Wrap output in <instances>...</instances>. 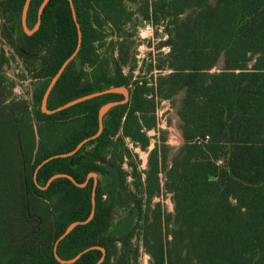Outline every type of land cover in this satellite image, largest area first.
<instances>
[{
  "label": "trees",
  "instance_id": "1",
  "mask_svg": "<svg viewBox=\"0 0 264 264\" xmlns=\"http://www.w3.org/2000/svg\"><path fill=\"white\" fill-rule=\"evenodd\" d=\"M42 1L31 0L30 28ZM73 2L82 44L54 86L49 109L116 86L128 87L131 99L105 114L98 138L72 156L52 159L37 173L42 186L57 173L80 183L91 172L99 175L95 215L59 242L60 257L71 259L100 245L106 249L101 264H139L140 244L134 240L141 229L139 239L151 264H264V0ZM127 2H138L137 12L145 20L164 26V45L170 51L155 69L166 74L134 78V42L119 33L136 13ZM24 3L0 0L1 39L14 50L11 59H16L14 54L21 58L36 80L32 109L26 100L11 98L15 81L3 69L10 57L0 48L3 100L13 102L0 106V264H62L54 254L55 242L72 222L89 216L94 180L80 187L59 177L41 189L35 169L95 134L101 106L124 95L107 93L57 113L42 112L43 94L74 52L78 31L69 0H50L40 28L28 35L22 28ZM107 26L115 39L102 52ZM221 57L224 66L211 72ZM181 91L178 114L185 143L168 168V147L164 141L157 144L151 153L156 155L155 170L151 167L143 178L131 161L126 138L146 149L147 130L157 124V103ZM33 118L47 129L36 130ZM125 162L134 167L132 173L125 170ZM163 168L165 191L175 203V214L166 216L160 203L151 204L160 195ZM129 195L131 208L123 201ZM120 206L128 214L117 219ZM101 255V250L91 249L72 264H95Z\"/></svg>",
  "mask_w": 264,
  "mask_h": 264
},
{
  "label": "rangeland",
  "instance_id": "2",
  "mask_svg": "<svg viewBox=\"0 0 264 264\" xmlns=\"http://www.w3.org/2000/svg\"><path fill=\"white\" fill-rule=\"evenodd\" d=\"M128 3V2H127ZM136 4L128 3L127 6L130 8H133L136 10V13L133 18L125 23V26L123 31L119 32L125 36V38H129V40H133L132 45V52L134 54L133 62H134V78L135 79H141L144 78H150L151 75L154 76V78L158 77L160 74H166L167 71H160L158 69H155V65L158 64L159 59L165 58V56L170 51V48L166 47L167 45H164V35L165 29L164 26H158L157 28H154L153 30V36L154 39L151 37V32L146 30V32L141 31L145 27V19L142 17L141 14H139L137 11ZM103 36L105 37L104 40L101 42V44H104L105 46L101 49L102 52H104L106 49H108L109 42L113 39H115L114 33H112L110 26H107L103 29ZM17 62L14 61L12 63V68H9L11 70V74L15 75L18 73H24V64L21 63L19 58H16ZM254 64V60L249 62V65L252 66ZM154 65V66H153ZM224 66V58L221 57L217 63V65L211 70V72H217ZM154 67L153 70H151ZM125 71L129 72V68L125 67ZM25 74V73H24ZM16 78V75H15ZM21 79V78H17ZM26 84V85H25ZM25 84L19 82L17 85V88H19L22 92H27V90H31V81H28L25 79ZM15 86V85H14ZM33 89V88H32ZM184 93L180 92L177 94L173 99L170 100H163L159 101L157 106L158 115L156 116V121L159 122V131H151L148 135L150 138L149 146L146 149L141 148V146L134 145V147H128L132 153L133 156L131 158V161L137 165V172L142 175V177H145L146 171L153 168L155 170V167L152 165V161L154 162L153 158H156V155L151 154L153 147L157 145V142L159 141L160 145L166 144L168 147V158H167V168L171 164L172 159L174 156L179 152L180 148L184 145L185 141L182 136L181 131V116L178 114V111L181 107L182 98ZM157 114V113H156ZM35 122V120H34ZM157 127V126H156ZM37 130V128H36ZM137 146V148H136ZM151 156V157H150ZM125 170L127 172L132 173L134 167H131L129 163H124ZM131 177L129 175L128 182H133ZM159 178H160V185H161V192L160 195L154 196L151 204L154 206L156 203L161 204V208L164 212V215L168 214H175V203L172 198L171 192L165 191V182H166V172L165 169L159 171ZM130 187L132 190L137 192V198L140 197V193L134 186V184H130ZM131 190V191H132ZM129 191V190H128ZM140 194V195H139ZM139 195V196H138ZM123 201L125 202L128 208H131L133 205L132 198L129 196H126L123 198ZM123 210V207H119L118 210L115 213L116 218L122 217V215L128 214L127 211ZM138 222V220H136ZM142 223V222H141ZM140 234H142L141 229H137L136 237L134 242L140 244V258H139V264H151V256L147 251H145L144 246L140 242Z\"/></svg>",
  "mask_w": 264,
  "mask_h": 264
},
{
  "label": "water",
  "instance_id": "3",
  "mask_svg": "<svg viewBox=\"0 0 264 264\" xmlns=\"http://www.w3.org/2000/svg\"><path fill=\"white\" fill-rule=\"evenodd\" d=\"M50 0H43L42 3L39 6L38 9V19L36 24L34 25L33 28H30L28 23H27V16H28V10H29V6L31 3V0H25L23 9H22V16H21V20H22V28L23 30L28 34V35H32L34 32H36L41 25L42 22V14L43 11L45 9V7L47 6L48 2ZM70 3V7L72 10V16L73 19L75 21V24L77 26V31H78V41H77V46L74 50V52L62 63V65L60 66L59 70L57 71V73L52 77V79L50 80V83L48 84V87L46 88L43 97H42V101H41V111L47 114H53V113H57L59 111L65 110L69 107H72L82 101L91 99L93 97L96 96H100L103 94H107V93H121L124 95V99L120 100V101H111L108 102L106 104H104L103 106H101V108L99 109V115H98V119H99V127L98 130L95 134L88 136L86 138H84L83 140H81L77 146L72 149L71 151L65 152V153H59V154H55L52 155L46 159H44L41 163H39L35 169L34 172V180L37 184V186L41 189H46L56 178L59 177H67L68 179H70L74 184H76L77 186L80 187H84L85 185H87V183L89 182L90 178H93L94 180V185H93V190H92V198H91V212L89 214V216L85 219V220H78V221H74L72 222L67 228L66 230L57 238L56 242H55V246H54V254L56 259L61 262L62 264H72L74 263L76 260H78L84 253H86L87 251L91 250V249H99L102 252L101 257L98 259V261L95 264H101L105 257H106V249L103 246L100 245H95L89 248H86L84 250H82L81 252H79L76 256H74L71 259H63L62 257H60V255L58 254V244L59 242L64 239L76 226L78 225H83V224H87L88 222H90L94 215H95V211H96V189L98 186V173L97 172H91L88 174L87 179L85 182H78L73 176L66 174V173H57L53 176H51L48 181L46 182V184L44 186L40 185L37 181V173L39 171V169L41 167H43L46 163H48L49 161H51L52 159L55 158H60V157H68V156H72L74 155L78 150H80L87 142L94 140L96 138H98L104 129V116L105 114L114 106L119 105V104H125L127 102L130 101L131 99V91L128 87L126 86H116V87H110V88H106L100 91H96L78 98H75L73 100H70L68 102H66L65 104H62L54 109H49L48 107V100H49V96L54 88V86L56 85V83L58 82L60 76L62 75V73L66 70V68L68 67V65L71 63V61L77 56L79 49L81 47L82 44V31L80 28V24L78 22L77 19V14H76V10H75V6H74V2L73 0H69Z\"/></svg>",
  "mask_w": 264,
  "mask_h": 264
},
{
  "label": "crops",
  "instance_id": "4",
  "mask_svg": "<svg viewBox=\"0 0 264 264\" xmlns=\"http://www.w3.org/2000/svg\"><path fill=\"white\" fill-rule=\"evenodd\" d=\"M105 46V45H104ZM103 46V47H104ZM102 47V48H103ZM0 48H3L4 49V51H5V54L7 55V57L9 56L10 57V61H9V63H7V64H5L4 65V67H3V69H4V73H6V75L7 76H9V78L11 79V80H20V79H17V78H21V80H23V81H25V79H27L28 81H31V86H32V88H31V95H30V100L29 101H26L27 102V105L29 106V108L30 109H32L33 107H34V88H35V83H36V80L29 74V73H27V74H24V73H18V74H15L16 75V78H15V75L13 74H11V70L9 69V68H12V63L14 62V61H16L17 62V60L16 59H11V57H12V55H13V53H14V50L3 40V39H1V36H0ZM102 51V50H101ZM15 56H16V58H19L16 54H14ZM20 59V61H21V58H19ZM14 60V61H13ZM21 63L23 64V62L21 61ZM81 65H79V67H80ZM84 67V69L85 70H87V71H90L91 70V68H89L88 66H83ZM25 69V68H24ZM3 74V72H1L0 73V75H2ZM135 77V76H134ZM16 82V81H15ZM1 88H0V106H11V104L13 103V102H8V101H4L3 100V94L5 93V91H6V89H5V87H3V85H5V81L3 80V82H1ZM181 92H183V91H181ZM184 93V92H183ZM184 96V95H183ZM21 100H24V99H21ZM161 101H163V100H161ZM15 102H17V101H15ZM158 104L159 103H157V106H158ZM157 113V114H156ZM156 116L158 115V111H157V107H156ZM34 120H35V122H34ZM33 122H34V124H35V127L37 128L38 126H40V127H42V128H44V129H47V124H45V123H39V122H37V120L35 119V118H33ZM157 126V127H156ZM156 126L154 127V128H151V129H149V130H147V134L149 135V133L151 132V131H155L156 130V128H157V130L159 129V122H157V124H156ZM159 131V130H158ZM126 143H127V146L128 147H134V143L129 139V138H126ZM131 143H133L132 144V146H131ZM157 144H158V146L160 145V143H159V141L157 142ZM135 148V147H134ZM136 148H137V146H136ZM154 148V147H153ZM125 168V167H124ZM98 179H99V175H98ZM128 180H129V176H128Z\"/></svg>",
  "mask_w": 264,
  "mask_h": 264
},
{
  "label": "built area",
  "instance_id": "5",
  "mask_svg": "<svg viewBox=\"0 0 264 264\" xmlns=\"http://www.w3.org/2000/svg\"><path fill=\"white\" fill-rule=\"evenodd\" d=\"M145 27L143 28V30L141 31V33L146 32V30L150 31L151 32V37L152 39H154V36H153V30L154 28H157L158 25H154L152 22L150 21H147L145 20ZM166 33V32H165ZM168 38V34L166 33L164 35V40L166 39L167 40ZM169 48V46H166ZM24 73L27 74V71L24 69ZM15 86L13 87V90H12V95H11V98H15V99H24L26 101H29L30 100V95H31V90H27V92H22L19 88H17V85L19 82L25 84V81L23 80H15ZM26 85V84H25ZM133 143H131V146H132Z\"/></svg>",
  "mask_w": 264,
  "mask_h": 264
}]
</instances>
